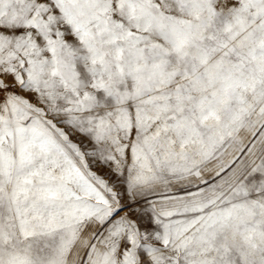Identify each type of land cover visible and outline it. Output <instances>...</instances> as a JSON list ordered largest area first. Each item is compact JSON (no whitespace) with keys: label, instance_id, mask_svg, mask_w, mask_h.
<instances>
[{"label":"snow or ice","instance_id":"1","mask_svg":"<svg viewBox=\"0 0 264 264\" xmlns=\"http://www.w3.org/2000/svg\"><path fill=\"white\" fill-rule=\"evenodd\" d=\"M0 264H264V0H0Z\"/></svg>","mask_w":264,"mask_h":264}]
</instances>
